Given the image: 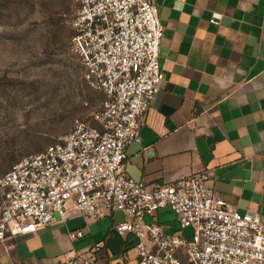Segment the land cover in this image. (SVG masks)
Wrapping results in <instances>:
<instances>
[{"label":"built area","instance_id":"1","mask_svg":"<svg viewBox=\"0 0 264 264\" xmlns=\"http://www.w3.org/2000/svg\"><path fill=\"white\" fill-rule=\"evenodd\" d=\"M74 1L70 51L84 81L104 98L91 121L75 119L56 143L0 175V243L49 227L55 214L65 221L72 203L87 223L119 212L115 233L134 238L137 264H264V217L240 214L216 198L206 186L211 171L162 186L124 172L126 150L140 142L144 116L164 80V26L155 1ZM219 19L213 14L209 23ZM160 211L173 214L176 232L164 231ZM98 249L73 253L64 264H95Z\"/></svg>","mask_w":264,"mask_h":264},{"label":"crops","instance_id":"2","mask_svg":"<svg viewBox=\"0 0 264 264\" xmlns=\"http://www.w3.org/2000/svg\"><path fill=\"white\" fill-rule=\"evenodd\" d=\"M154 1L164 26V80L140 142L126 150L125 174L162 186L209 170L206 186L216 198L264 217V0ZM213 14L217 25L209 23ZM156 218L176 232L173 214ZM121 221L119 212H105L87 223L68 203L65 221L55 214L49 227L0 243V264H64L96 245L95 264H137L134 238L115 233ZM75 231L83 237L70 240Z\"/></svg>","mask_w":264,"mask_h":264},{"label":"rangeland","instance_id":"3","mask_svg":"<svg viewBox=\"0 0 264 264\" xmlns=\"http://www.w3.org/2000/svg\"><path fill=\"white\" fill-rule=\"evenodd\" d=\"M75 10L74 0H0V175L99 111L103 94L70 51Z\"/></svg>","mask_w":264,"mask_h":264}]
</instances>
